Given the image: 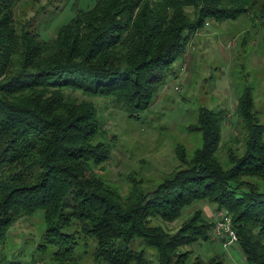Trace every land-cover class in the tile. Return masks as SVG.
Wrapping results in <instances>:
<instances>
[{
  "label": "trees",
  "instance_id": "16d2710c",
  "mask_svg": "<svg viewBox=\"0 0 264 264\" xmlns=\"http://www.w3.org/2000/svg\"><path fill=\"white\" fill-rule=\"evenodd\" d=\"M18 1L0 0V242L17 219L38 213L45 224L38 248L50 247L58 263L73 259L80 234L107 264H144V248L131 245L136 239L155 250L156 264H227L191 256L196 243L216 239L215 221L194 209L204 201L231 217L246 263L264 264V191L244 179L264 176V129L250 115V88L235 108L248 125L246 146L228 170L213 156L225 111L202 108L203 143L192 163L132 194L130 206L94 176L111 150L95 141L105 135L88 99L109 97L138 118L207 19L236 20L257 2L264 19V0H94L48 39L16 28ZM193 6L191 18L184 10ZM185 208L193 213L174 233L150 223L175 222Z\"/></svg>",
  "mask_w": 264,
  "mask_h": 264
},
{
  "label": "rangeland",
  "instance_id": "374dc122",
  "mask_svg": "<svg viewBox=\"0 0 264 264\" xmlns=\"http://www.w3.org/2000/svg\"><path fill=\"white\" fill-rule=\"evenodd\" d=\"M94 0H19L12 7L16 28L37 33L41 39L56 35L58 27L68 22L76 8L92 6ZM196 8H185L192 18ZM261 3L236 20L207 19L187 45L184 55L177 59L172 74L156 92L147 111L138 118L128 117L109 97H90L103 136H96L109 145L110 158L93 173L122 201L131 205L132 194L152 190L184 166H189L201 149L202 131L198 126V111H225L221 140L214 159L226 171L231 159L245 149L248 125L235 113L237 99L250 88V115L264 129V19L260 17ZM264 140V132H263ZM264 191V176H245ZM134 196V195H133ZM216 221L218 211L214 202L200 201L194 209ZM183 216L169 223L156 219L168 233H174L193 210L185 208ZM220 211V210H219ZM188 213V214H187ZM45 230L39 214L17 219L8 235L0 242V264H107L94 256L95 241L77 234L71 260H52L50 247L39 250L38 243ZM77 230L71 227L70 232ZM201 240L193 246L203 261L220 256L227 264H247L237 243L223 246L220 238ZM135 250L144 248V264H156L155 250L132 242ZM129 264H137L131 261Z\"/></svg>",
  "mask_w": 264,
  "mask_h": 264
},
{
  "label": "built area",
  "instance_id": "2783aa9c",
  "mask_svg": "<svg viewBox=\"0 0 264 264\" xmlns=\"http://www.w3.org/2000/svg\"><path fill=\"white\" fill-rule=\"evenodd\" d=\"M212 234L214 237L222 239L223 246H229L237 241L236 233L231 225V217L222 212L217 214Z\"/></svg>",
  "mask_w": 264,
  "mask_h": 264
}]
</instances>
